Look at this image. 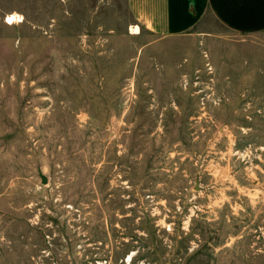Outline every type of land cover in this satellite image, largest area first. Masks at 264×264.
<instances>
[{"label":"rangeland","instance_id":"374dc122","mask_svg":"<svg viewBox=\"0 0 264 264\" xmlns=\"http://www.w3.org/2000/svg\"><path fill=\"white\" fill-rule=\"evenodd\" d=\"M0 264H264V31L0 0Z\"/></svg>","mask_w":264,"mask_h":264},{"label":"crops","instance_id":"0c3cea01","mask_svg":"<svg viewBox=\"0 0 264 264\" xmlns=\"http://www.w3.org/2000/svg\"><path fill=\"white\" fill-rule=\"evenodd\" d=\"M125 4L135 21L157 35L185 34L207 15L235 33L264 31V0H125Z\"/></svg>","mask_w":264,"mask_h":264},{"label":"bare ground","instance_id":"6f19581e","mask_svg":"<svg viewBox=\"0 0 264 264\" xmlns=\"http://www.w3.org/2000/svg\"><path fill=\"white\" fill-rule=\"evenodd\" d=\"M19 21H21V17H20L19 14L15 13V12L7 13V14L5 15V22H7V23H9V24H12V23H14V22H19ZM132 29H133V30H132ZM132 29H131V30H132L134 33H137L138 30H139V26H138L137 24H135V25L133 26ZM129 257H130V255H129Z\"/></svg>","mask_w":264,"mask_h":264}]
</instances>
